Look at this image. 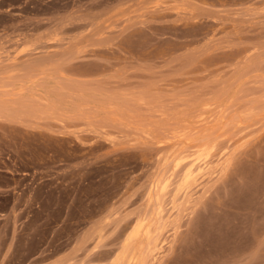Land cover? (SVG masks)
Returning <instances> with one entry per match:
<instances>
[{"label": "rangeland", "instance_id": "374dc122", "mask_svg": "<svg viewBox=\"0 0 264 264\" xmlns=\"http://www.w3.org/2000/svg\"><path fill=\"white\" fill-rule=\"evenodd\" d=\"M0 264H264V0H0Z\"/></svg>", "mask_w": 264, "mask_h": 264}, {"label": "bare ground", "instance_id": "6f19581e", "mask_svg": "<svg viewBox=\"0 0 264 264\" xmlns=\"http://www.w3.org/2000/svg\"><path fill=\"white\" fill-rule=\"evenodd\" d=\"M205 163H206V162H205ZM193 164H195V163H193ZM191 165H192V164H191ZM195 165H196V164H195ZM199 165H201V164H199ZM203 166H204V165H203ZM192 167H194V165H193ZM197 167H199V166H197ZM201 167H202V166H201ZM204 168H205V167H204ZM193 169H194V168H193ZM199 169H200V168H199ZM197 170H198V168H197ZM203 170H204V169H203ZM191 171H192L193 174H194L195 169L192 170V168H191V170H190V172H189V174H190L189 176H192V175H193V174L191 175ZM158 194H159V193H158ZM160 213H161V212H160ZM135 260H136V259H135ZM133 263H134V262H133Z\"/></svg>", "mask_w": 264, "mask_h": 264}]
</instances>
